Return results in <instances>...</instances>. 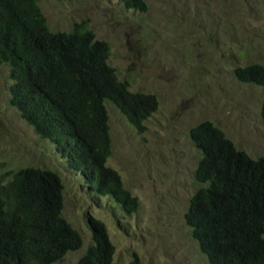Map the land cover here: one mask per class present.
<instances>
[{
    "label": "rangeland",
    "instance_id": "374dc122",
    "mask_svg": "<svg viewBox=\"0 0 264 264\" xmlns=\"http://www.w3.org/2000/svg\"><path fill=\"white\" fill-rule=\"evenodd\" d=\"M147 1L148 10L140 12L126 8L122 0H38L52 30L85 22L96 38L109 43L108 62L118 77L132 91L157 97V109L143 132L114 104L105 103L111 134L107 165L137 198L134 212L87 190L54 144L40 138L9 104V67L0 66V161L11 169H55L63 180L62 214L82 237L80 248L52 264L76 263L91 242L88 216L104 223L119 263L126 264L135 253L141 264H208L184 221L189 197L199 186L193 178L199 153L188 128L208 119L237 148L254 158L264 155L259 112L264 89L232 75L237 64L264 62V0L239 2L243 18L228 6L234 0ZM229 15L232 22H226L235 26L227 32ZM211 20L222 31L210 40L208 32L215 28Z\"/></svg>",
    "mask_w": 264,
    "mask_h": 264
},
{
    "label": "trees",
    "instance_id": "16d2710c",
    "mask_svg": "<svg viewBox=\"0 0 264 264\" xmlns=\"http://www.w3.org/2000/svg\"><path fill=\"white\" fill-rule=\"evenodd\" d=\"M122 2L148 10L147 0ZM239 2L244 0L228 5L236 17L243 14ZM227 18L228 32L235 24ZM210 23L215 25L208 32L211 40L222 30L216 20ZM109 54V43L96 38L85 22L55 31L38 0H0V66L9 67V104L40 138L54 144L87 190L110 197L129 213L137 210L138 200L107 165L111 134L105 103L143 132L158 101L152 92L132 91L109 64ZM232 75L264 89L261 60L235 65ZM259 112L264 122V98ZM187 135L199 153L193 169L199 186L189 197L184 221L198 249L208 264H263L264 155L251 157L208 119L191 125ZM6 165L0 161V264H52L80 248V233L62 214L60 174L41 166ZM87 226L91 242L75 264H122L113 259L104 223L88 216ZM126 264L141 263L134 253Z\"/></svg>",
    "mask_w": 264,
    "mask_h": 264
}]
</instances>
